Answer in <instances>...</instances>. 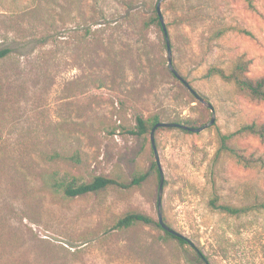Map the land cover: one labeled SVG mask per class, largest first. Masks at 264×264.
Instances as JSON below:
<instances>
[{
    "label": "rangeland",
    "instance_id": "obj_1",
    "mask_svg": "<svg viewBox=\"0 0 264 264\" xmlns=\"http://www.w3.org/2000/svg\"><path fill=\"white\" fill-rule=\"evenodd\" d=\"M156 3L0 0V264H264V209L231 216L210 205L264 201V168L216 155L217 133L264 121V101L206 76L239 55L249 76L264 75V0L161 3L173 66L215 112L198 132L154 131L163 216L194 246L164 237L156 223L113 228L127 212L157 221L155 154L137 117H211L169 70L161 27L145 26ZM238 143L264 152L257 136ZM53 151L78 152L81 162L50 161ZM56 167L83 181L147 177L68 197L42 187L41 174Z\"/></svg>",
    "mask_w": 264,
    "mask_h": 264
},
{
    "label": "trees",
    "instance_id": "obj_2",
    "mask_svg": "<svg viewBox=\"0 0 264 264\" xmlns=\"http://www.w3.org/2000/svg\"><path fill=\"white\" fill-rule=\"evenodd\" d=\"M150 24H155L161 27L160 20L156 12V5L152 15L149 17V20L145 22V26ZM6 52L7 50L0 51V57L5 55ZM249 63V59H247L244 55H239L228 71L221 67L212 66L207 70L206 76H219L223 81L231 83L237 93L246 96L250 100L264 101V75L257 77L249 76ZM136 121L138 128L137 133L144 134L149 132L153 125L160 120L157 116H152L149 119H143L141 116H138ZM173 122L182 123L190 127H199L207 121L198 123V119L185 117ZM217 134V156L222 154L232 159L237 165L243 168H264V152H260L256 149L252 150L251 152H246L244 148L238 143L239 138L249 135H254L260 140H264V121H252L244 123L235 131L226 133L219 131ZM46 157L50 161L61 159L75 163L81 162L78 152L67 155L59 153L58 151H53L52 153L47 154ZM156 171L159 177L158 167L156 168ZM146 177L147 173H139L138 175L133 176L129 183H124L112 177L96 175L91 181H83L67 170H63L58 167L52 168L49 171H44L41 174L42 187L45 191L51 193L62 192L68 197L96 192L110 186L123 188L139 186ZM210 205L214 209H218L219 211L227 213L231 216H237L252 210L264 209V201H255L243 206H234L230 204L218 203L217 199L214 198L210 201ZM163 220L166 224H168L164 216ZM151 223H156V225L163 230L164 237L177 239L181 244L189 243L184 235L176 236L164 230L154 218L139 212H127L124 215L118 217V219L113 224V228L128 229L139 224L147 225ZM199 254L202 258H204V260H207V258L201 255V253Z\"/></svg>",
    "mask_w": 264,
    "mask_h": 264
},
{
    "label": "water",
    "instance_id": "obj_3",
    "mask_svg": "<svg viewBox=\"0 0 264 264\" xmlns=\"http://www.w3.org/2000/svg\"><path fill=\"white\" fill-rule=\"evenodd\" d=\"M163 1L164 0H157L156 12H157V15L159 17L161 28H162V31H163V34H164V37H165V43H166V49H167L168 68L172 72V74L179 81H181L185 85V87L196 97V99L198 101H200L202 104H204L206 107H208L210 109V111H211L210 119L206 123H204L203 125H201L199 127H190V126L184 125L182 123H177V122H163V121H159L156 124H154L153 127L150 130V139H151L152 147L154 149L156 165H157L158 171H159V185H158V194H157V221H158V223L160 224V226L164 230H166V231H168V232H170V233H172V234H174L176 236H182L181 233H179L178 231H176L175 229L170 227L163 220L162 196H163L164 175H163V171H162V168H161L158 156H157V152H156V149H155V145H154V131L158 127L169 126V127H178V128H181V129H184V130H188V131L198 132V131H201V130L213 125V123L215 122V112H214V108H213L212 104L210 102H208L206 99H204L202 96H200L173 66L170 40H169V36H168V33H167L165 21H164L162 12H161V3ZM189 243H190L191 246H194L191 242H189Z\"/></svg>",
    "mask_w": 264,
    "mask_h": 264
}]
</instances>
